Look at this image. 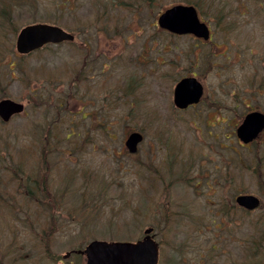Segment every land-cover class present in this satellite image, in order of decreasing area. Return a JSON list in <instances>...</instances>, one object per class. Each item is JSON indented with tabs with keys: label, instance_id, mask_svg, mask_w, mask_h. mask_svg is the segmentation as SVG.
I'll list each match as a JSON object with an SVG mask.
<instances>
[{
	"label": "rangeland",
	"instance_id": "obj_1",
	"mask_svg": "<svg viewBox=\"0 0 264 264\" xmlns=\"http://www.w3.org/2000/svg\"><path fill=\"white\" fill-rule=\"evenodd\" d=\"M184 1L0 0V99L25 106L0 121V191L15 190L8 181L20 163L21 179H39L45 157L52 196L25 197L17 216L19 199L0 205V264H85L83 256L61 258L92 240L135 241L147 227L159 264H264V136L244 147L234 135L247 106L264 108L263 0L199 11L211 24L209 46L154 25ZM5 11L16 32L1 26ZM33 23L74 31L77 42L19 56L18 30ZM90 59L78 92L94 105L80 112L72 79ZM193 73L204 97L178 110L173 87ZM131 130L144 136L133 155L124 147ZM240 193L258 196L262 207L231 218L216 213ZM52 201L61 204L51 208Z\"/></svg>",
	"mask_w": 264,
	"mask_h": 264
},
{
	"label": "water",
	"instance_id": "obj_2",
	"mask_svg": "<svg viewBox=\"0 0 264 264\" xmlns=\"http://www.w3.org/2000/svg\"><path fill=\"white\" fill-rule=\"evenodd\" d=\"M160 28L176 34H192L198 38L208 39L209 31L198 20L192 6L174 5L161 13L157 19ZM72 35L61 28L37 23L20 29L15 49L20 54L40 48L46 43H58L72 40ZM202 94V86L194 78L182 79L175 85L173 102L178 108L197 103ZM23 105L10 99L0 101V119L7 122L14 114L20 113ZM264 128V116L259 112L248 113L236 129L238 139L247 144ZM142 136L137 132L128 135L125 145L129 152H134ZM238 206L252 210L259 206V200L253 195H239L235 198ZM152 229L144 230V237L135 242H106L94 240L84 249L86 264H157L158 244L150 235Z\"/></svg>",
	"mask_w": 264,
	"mask_h": 264
},
{
	"label": "flooded vegetation",
	"instance_id": "obj_3",
	"mask_svg": "<svg viewBox=\"0 0 264 264\" xmlns=\"http://www.w3.org/2000/svg\"><path fill=\"white\" fill-rule=\"evenodd\" d=\"M201 1L202 0H194V1H191V0H186V1H184V2H181V3H177V4H181V5H185V6H192L194 9H195V11L197 12V15H198V18H199V20H200V22H202V23H204L206 26H207V28H208V30H209V38H208V40H204V39H202V38H197V37H195V36H192V35H187V36H190V37H192L193 39H195L196 41H198L199 43H201V44H209V43H211L212 42V39H213V31H212V29H211V24L207 21H205L204 20V18H203V16H201L202 18H200V15H199V11H231V9H227L226 8V6L225 7H223L224 5H226L227 3H228V0H207V4H208V7H204V8H202V7H200V4H201ZM211 1V2H210ZM237 1L238 0H234V4H236L237 3ZM177 4H173V5H171L170 7H172V6H174V5H177ZM216 5V6H215ZM262 6H263V8H264V0H263V3L261 4ZM170 7H168V8H170ZM130 8V10L131 11H138V9L137 8H134V7H132V6H130L129 7ZM230 8V7H229ZM234 8V7H233ZM165 10V9H164ZM163 10V11H164ZM147 11H153V9L152 8H148V10ZM99 15L100 14H98L97 15V17H99ZM221 15V14H220ZM156 21H157V19L155 18V21H154V25L155 26H157V23H156ZM165 32H167L171 37H175V38H178V37H183L184 35H177V34H174V33H171V32H169V31H165ZM73 36H74V40L73 41H71L70 43H69V45H73V44H75V42H77L76 41V33L74 32V31H71L70 32ZM78 44H80L81 46H82V49H84V50H87V48H89V45L84 41V40H81L80 41V43H78ZM209 46V45H208ZM225 52V51H224ZM87 53V52H86ZM98 55H103L102 53H101V51L99 52V54ZM97 55V56H98ZM224 55V54H223ZM88 55H86V56H83V57H87ZM222 56V55H221ZM92 59H90V60H86V61H84L83 62V64H85V67H80V69H78L77 71H78V73L76 72L75 73V76H74V78L72 79V82H74V85L76 86L75 87V90L76 91H74V94H73V99L71 100V102H72V106L73 107H77V108H79V110H80V112H83V109L84 108H86V109H91V106H93L94 104L90 101V100H87V99H85L86 98V93L85 92H81V93H79L78 92V87L79 86H84L83 84L85 83V81L87 80V79H89L90 78V74H89V71L92 69V65H91V61ZM100 61V60H99ZM101 69H102V64H101V67H100ZM103 71V70H102ZM81 73H82V75H81ZM183 78H195L200 84H201V86H202V97H201V99H200V101L203 99V97H204V93H205V89H204V86H203V84L201 83V81L196 77V74L195 73H193L192 75H187V76H182V77H180L177 81H176V83L178 82V81H180L181 79H183ZM175 83V84H176ZM199 101V102H200ZM139 102V101H138ZM194 106V105H193ZM88 107H90V108H88ZM248 108H249V110H248V112H246V113H250V112H259V113H261L263 116H264V108H262V107H259V106H256V107H254V108H250L249 106H247ZM262 108V109H261ZM179 110V109H178ZM185 110V109H184ZM245 113V114H246ZM245 114H243L242 116H241V118L239 119L240 121L242 120V118H243V116L245 115ZM101 126H102V123L100 124ZM237 127V125L235 126V128ZM133 130H131V131H129V133L130 132H132ZM134 131H136V132H139L142 136H143V133L141 132V131H139V130H134ZM128 133V134H129ZM234 135H235V130H234ZM260 136H264V132L263 133H261V135ZM235 137H236V135H235ZM143 138H144V136H143ZM256 141H257V139H256ZM141 144V143H140ZM139 144V145H140ZM139 145H138V147H139ZM247 147H249V145H247ZM138 152V148H137V151H136V153ZM135 153V154H136ZM28 178H29V176H27L26 174H25V179H21V180H24V181H22V182H25L26 183V181L28 180ZM25 183L24 184H22V186H21V191L23 192L24 190H25ZM25 194V193H24ZM19 197H21V202L24 204V203H26L27 202V199H28V197H27V195L25 194V196H23V195H19ZM25 197L27 198V199H25ZM36 202H38V201H36ZM71 255H72V253H71ZM70 255V256H71ZM75 255V258H77V256H83L84 257V255L83 254H74ZM69 256V257H70Z\"/></svg>",
	"mask_w": 264,
	"mask_h": 264
},
{
	"label": "trees",
	"instance_id": "obj_4",
	"mask_svg": "<svg viewBox=\"0 0 264 264\" xmlns=\"http://www.w3.org/2000/svg\"><path fill=\"white\" fill-rule=\"evenodd\" d=\"M10 15H11V12L5 11V13L3 14L4 17L2 20L1 26L7 27V28L11 29V31L16 32V28L14 27L13 22L10 19ZM3 59H7V61L11 62V59L8 56H5ZM0 62H2L1 58H0ZM44 154H46L45 151H44ZM40 161H42L43 163H47L45 157L41 158ZM19 170H22L21 164L12 168L11 173H10V177H9V182L10 183H16V185H11V186H13L15 188V190H17L21 195H24V193H25L31 201H39V202L45 201V200L50 201L52 196L49 192V188L47 185L48 167L44 165V168H42L43 172L39 175L40 181L36 182L37 186L39 187V189L37 191L33 190V188H30V187L28 189L25 188V190L23 192H21L19 190V186L21 184L17 180H19L21 175H22V173ZM27 181H26L25 185H27V183H28ZM49 201L42 202V204L45 205L44 207L49 208V205L47 204ZM7 202L11 203V201L2 200V201H0V205L1 204H7L8 206H10ZM53 207H55V201H52V207L51 208H53ZM237 211H238V209L234 205L224 203V205H222L221 207H219V209L216 210V213H218V215H220V216L230 217V216L234 215ZM218 224L219 225L216 227H218L219 229H221L225 225L222 221H220Z\"/></svg>",
	"mask_w": 264,
	"mask_h": 264
},
{
	"label": "bare ground",
	"instance_id": "obj_5",
	"mask_svg": "<svg viewBox=\"0 0 264 264\" xmlns=\"http://www.w3.org/2000/svg\"><path fill=\"white\" fill-rule=\"evenodd\" d=\"M26 26V25H24ZM24 26H22L21 28H23ZM20 28V29H21ZM19 29V30H20ZM18 30V31H19ZM47 163H45L44 165L46 166ZM44 165H43V168H44ZM48 167V166H47ZM25 170H19L22 174L27 170V166L24 167ZM26 174V173H25ZM27 176H29L28 178V183L27 185H25V188L28 189L29 187L30 188H33V190L37 191L39 189V187L37 186L36 182L40 181V179H38L35 175H29L27 174ZM40 178V177H39ZM47 185H48V182H47ZM49 188V186H48ZM9 189H7L5 187V189H3V192L0 191V201L2 200H7V201H11V202H15L18 204V201L17 199H19L22 207H19L18 205L14 206V209H15V216H17V211H18V208H20L21 210L23 209L24 205L23 203L21 202V199L19 197V195H17L19 192L17 190H13V191H8ZM57 201H60V200H57ZM55 201V207H58L59 202ZM15 205V204H14ZM21 213V212H20Z\"/></svg>",
	"mask_w": 264,
	"mask_h": 264
}]
</instances>
